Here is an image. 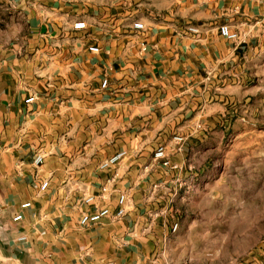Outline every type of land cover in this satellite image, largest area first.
I'll return each mask as SVG.
<instances>
[{"label": "crops", "instance_id": "obj_1", "mask_svg": "<svg viewBox=\"0 0 264 264\" xmlns=\"http://www.w3.org/2000/svg\"><path fill=\"white\" fill-rule=\"evenodd\" d=\"M263 9L264 0H0V264H174L182 218L169 199L195 174L186 165L205 116L264 48L254 24ZM222 23L250 32L228 41ZM157 145L165 165L152 159ZM121 149L115 166L97 168ZM102 188L103 199L82 201ZM120 193L122 216L78 224L97 207L113 213Z\"/></svg>", "mask_w": 264, "mask_h": 264}, {"label": "rangeland", "instance_id": "obj_2", "mask_svg": "<svg viewBox=\"0 0 264 264\" xmlns=\"http://www.w3.org/2000/svg\"><path fill=\"white\" fill-rule=\"evenodd\" d=\"M241 63L222 110L205 116L195 174L167 196L182 218L174 264H264V48Z\"/></svg>", "mask_w": 264, "mask_h": 264}, {"label": "built area", "instance_id": "obj_3", "mask_svg": "<svg viewBox=\"0 0 264 264\" xmlns=\"http://www.w3.org/2000/svg\"><path fill=\"white\" fill-rule=\"evenodd\" d=\"M207 1H213V0H207ZM254 24H258L259 26L264 27V9L258 19L255 20ZM72 27L74 29H82L84 28V22L81 20H76L72 23ZM132 27L135 29H141L142 28V23L139 21H135L132 23ZM185 30L189 33L196 34L198 32L197 27L188 25L186 26ZM217 32L218 34L223 37L225 40L236 42V43H242L245 41L246 36L250 32V28L246 29L245 32L241 33L237 30L231 29L227 24H219L217 26ZM88 51L90 52H97L98 48L95 45H89L87 47ZM143 49V47H141ZM107 84V79L106 78H101L99 87L104 88ZM33 100V96L29 95L24 98V103H29ZM172 140H174L176 143H180L182 140V137L179 135H175L172 137ZM126 155V150L121 149L118 150L111 155L105 157L102 159L98 165L97 168L99 170H105V169H110L113 166H115L124 156ZM165 158V148L163 145H157L153 151H152V159L153 160H162V164H166V161L164 160ZM42 162V156L40 154L34 155L32 159V163L34 165H39ZM47 185V181H42L39 185V190H44V188ZM97 197L99 199L104 198V190L103 188L100 190V193L98 195H86L82 198V201L86 204H94V198ZM126 201V195L124 193L118 194L116 198V207L113 213H110L109 209L106 206H101L97 207L92 211L89 212H83L79 215L78 217V224L80 226H88L97 223L100 221L103 217H106L108 215H111L114 218H118L123 215L124 213V203ZM29 206V202L25 201L20 203L19 207L21 209L26 208ZM21 219V213L17 212L14 213L11 216V220L13 222L19 221ZM175 228V224L173 225L172 229ZM17 241H24L25 237L24 235H19L16 238Z\"/></svg>", "mask_w": 264, "mask_h": 264}]
</instances>
